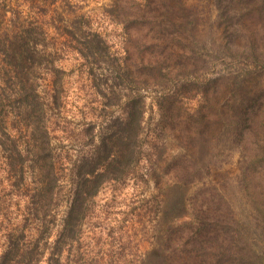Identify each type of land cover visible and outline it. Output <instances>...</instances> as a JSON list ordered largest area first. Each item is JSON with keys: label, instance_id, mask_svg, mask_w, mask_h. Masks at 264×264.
I'll return each instance as SVG.
<instances>
[{"label": "trees", "instance_id": "obj_1", "mask_svg": "<svg viewBox=\"0 0 264 264\" xmlns=\"http://www.w3.org/2000/svg\"><path fill=\"white\" fill-rule=\"evenodd\" d=\"M142 2L144 10L130 7L122 21L126 28L136 29L135 32L142 36L135 46V62L119 59L111 53L99 33L85 28L79 20L63 31L67 39L75 42V49L94 87L105 98L104 110L121 108L122 115L102 127L98 136L92 139L91 154L73 164L71 195L62 228L46 264H66L63 262L64 253L78 241L86 203L106 183L128 176L140 162L146 108V97L142 91L150 89L158 90L156 103L161 119L168 120L166 124L174 121L169 129H175L178 124L177 139L187 150V155H181L174 164L178 182L184 186L193 183L203 185L200 197L193 203L198 208L196 224L179 227L176 243L171 245L176 248L171 253H166L164 249L160 254V250L154 261L156 264H264V253L257 249L258 244L264 246V88L256 91L250 89L248 83H243L248 77L255 81L258 76L264 75V32L253 26L239 29L242 33L247 31L242 40L247 42L249 50L243 46L229 53L236 45L227 47L226 51L234 61L256 66L248 77L231 81L225 76L201 77L199 71L203 67L200 61L184 52L198 43L194 35L197 20L193 10L186 11L184 6H177L176 2L182 3V0ZM218 3L222 10L220 20L228 22V26L233 24L231 12L237 13L242 7L251 14L250 18L256 15L254 24L264 23V0H220ZM250 5L254 6L250 8ZM143 33L150 39L147 40ZM22 38L14 37L10 44H3L4 50H0L3 56L0 59L3 72H0V150L5 156L8 171L14 174L17 183L25 181L27 171L38 178L33 182L28 208L40 228L48 226L47 219L52 217L51 204L59 202L62 188L45 116L48 111L60 108L59 88L64 72L53 66L44 69L50 75L51 87L49 93L41 97L34 81L29 78L35 64L37 52L33 48L36 45L30 48ZM230 42L234 44L233 40ZM36 64L42 66L40 60ZM99 68L109 72L110 84L108 77L98 79ZM11 87L16 88L13 94L8 91ZM183 98H198V108L191 111L185 109L180 102ZM11 116L20 120L16 122L18 126L23 125L18 130L22 128L28 132V144H19L9 132L7 121ZM218 127L226 128L231 138L228 144L241 146L249 156L242 162L240 183L253 206L255 227L252 231L235 220L215 183L211 182L208 187L212 194L205 196L206 178H210L216 169L212 161L204 159L215 138L207 134H214ZM184 204L185 200L180 198L175 209L181 210ZM41 235L39 233L38 239L33 241V249L21 247L20 237L23 234L18 237L10 235V245L0 256V264H31L35 249L40 246ZM179 236L186 237L183 244L177 242Z\"/></svg>", "mask_w": 264, "mask_h": 264}, {"label": "rangeland", "instance_id": "obj_2", "mask_svg": "<svg viewBox=\"0 0 264 264\" xmlns=\"http://www.w3.org/2000/svg\"><path fill=\"white\" fill-rule=\"evenodd\" d=\"M142 1L0 0V50H4L3 44L8 45L14 37L21 36L30 48L36 45L33 49L38 54L36 53L29 78L34 81L41 97H45L51 87L50 75L44 69L53 66L64 72L59 88L60 108L54 112L48 111L45 116L57 161L55 167L61 177L59 202L51 204L52 217L47 219L48 226L38 228V224L32 219L30 207L28 208L33 182L38 178L27 171L25 181L17 183L13 178L14 174L8 171L5 156L0 150V256L10 245V235L18 237L23 234L20 237L21 247L33 249V241L42 233L40 246L35 249V258L31 264H46L58 231L62 228L71 195L73 164L83 156L90 155L92 139L98 136L100 129L106 127L111 119L122 115L121 108L104 110L106 100L94 87V82L75 49V42L64 36L65 27L76 20L81 21L85 28L102 36L111 53L119 59L135 62V46L142 36L135 32L136 29L126 28L122 21L130 7L144 10ZM219 1L176 2L177 6H184L186 11L193 10L197 20L194 35L198 43L191 46L188 42L192 48L188 47L184 52L194 55V60L200 61V66L203 67L199 71L201 77L225 76L228 81L239 80L248 77L256 70V66L234 61L226 51L227 47L236 45L229 53L238 51L237 47L248 48L246 41L242 40L247 31L242 33L239 29L253 26L264 32V23L254 24L256 15L250 18L251 14L242 7L237 13L231 12L233 24L228 26V22L226 24L220 20L222 10L218 7ZM253 6L250 5V8ZM143 35L147 40L150 39L145 33ZM1 51L0 59L3 57ZM38 60L42 65L40 67L36 64ZM0 72L3 73L2 62ZM96 75L99 80L104 79V76L108 77L109 84L111 83V77L105 68L97 69ZM243 83H248L250 89L258 91L264 88V75L258 76L255 81L248 77ZM14 89L16 88L11 87L8 91L13 94ZM142 93L146 97L141 133L142 158L128 176L106 183L86 203L78 241L64 253L63 262L66 264H156L154 258L160 250V254L164 249L166 253H171L176 248L171 245L176 243L178 228L196 224L198 208L193 203L200 197L203 185L193 183L184 186L175 175L174 164L180 160L181 155L187 153L177 139L178 124L176 123L175 129H169L175 124L174 121L166 124L168 120L161 119L162 114L156 103L158 90L150 89ZM40 100L42 102V98ZM180 102L190 111L199 106L198 98H183ZM17 121L20 120L11 116L7 121L8 130L19 144L26 145L29 134L22 128L21 131L18 130L23 125L18 126ZM207 135L215 138L204 159L212 161L216 169L210 178H206L205 196L212 194L208 187L211 182L215 183L214 186L220 190L234 213L235 220L252 231L255 227V214L240 183L242 162L248 154L241 146L228 144L231 138L226 128L218 127L214 134ZM200 153L201 151L196 155ZM180 198L185 200V204L183 208L181 206V210H176ZM185 240V236L177 238L180 244ZM257 249L264 253L263 244H258Z\"/></svg>", "mask_w": 264, "mask_h": 264}]
</instances>
